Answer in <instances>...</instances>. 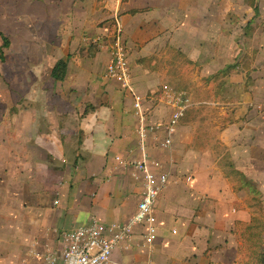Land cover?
Returning <instances> with one entry per match:
<instances>
[{"label": "crops", "instance_id": "1", "mask_svg": "<svg viewBox=\"0 0 264 264\" xmlns=\"http://www.w3.org/2000/svg\"><path fill=\"white\" fill-rule=\"evenodd\" d=\"M37 4L33 26L55 36L18 49L16 71L24 70L17 77L31 82L22 97L37 105L30 122L14 129L15 172L22 180L9 191L14 199L0 192V264H40L38 255L59 249L64 233L93 218L126 224L143 193V176L133 165L143 159L168 177L155 206L156 238L149 243L146 229L134 228L111 264H256L244 233L255 221L264 224V71L263 79L251 66L249 75L207 82L234 62L222 46L230 45L225 17L234 0ZM113 20L122 27L141 115L131 94L105 79L107 52L87 42L106 38ZM169 50L209 71L202 77L207 101L194 102L177 76L161 83ZM59 60L67 62L61 82L51 78ZM166 88L191 100L172 134ZM7 141H0L1 154Z\"/></svg>", "mask_w": 264, "mask_h": 264}, {"label": "rangeland", "instance_id": "2", "mask_svg": "<svg viewBox=\"0 0 264 264\" xmlns=\"http://www.w3.org/2000/svg\"><path fill=\"white\" fill-rule=\"evenodd\" d=\"M245 1L234 0L233 10L225 17V31L229 32L227 38L230 45H222L225 46L223 55L229 63L233 60H238L241 63L246 62L250 72L251 66H253V71L257 72L259 79H263L264 1L257 0L259 15L256 17L253 10L246 6ZM37 3L39 0H0V31L11 42L10 48L4 50V61L0 62V141L1 139L4 142L8 140V145H5L2 154L0 153V192L4 194L6 192L9 195V200L15 198L9 191L15 192L18 181L22 180L15 172L17 162H15L14 129L20 123L30 122L29 115L32 112V107L37 105L32 104L30 98L22 97V93L26 89L30 90L31 82L25 83L16 74L17 71L23 72L24 70L23 66H20L19 70L16 71L19 66L16 64L20 52L18 50L19 45H41V40L48 41L49 37L52 39L55 36L54 32L47 33L46 28L41 29L38 25L33 26L37 21L31 15L41 8ZM248 24L249 27H247ZM214 46L212 45V47ZM209 47L211 45H207L208 49ZM126 51L128 54L127 48ZM178 53L170 50L167 53L171 64L166 65L168 66L167 79L161 83H174V78L177 76L179 82L187 88L191 98L196 100H193L194 102L207 101L208 99H203L207 98L208 93L203 94L202 77L207 75L209 71L204 69L202 63L200 66L198 60L193 62L188 59L190 62L188 63ZM250 60L253 62L252 65ZM161 68L167 69L165 66ZM244 72V68L240 67L234 72V75L244 74ZM249 78L251 79V76ZM10 169H14L13 172ZM4 170L7 174L2 172ZM23 181L25 183L27 178L25 177ZM260 216L264 219L263 214Z\"/></svg>", "mask_w": 264, "mask_h": 264}, {"label": "built area", "instance_id": "3", "mask_svg": "<svg viewBox=\"0 0 264 264\" xmlns=\"http://www.w3.org/2000/svg\"><path fill=\"white\" fill-rule=\"evenodd\" d=\"M77 1V0H75ZM102 3H116L118 6L124 0H97ZM122 27L117 20H113L109 35L88 39L87 42L108 54L109 62L106 67L105 79L115 81L121 88L134 98L136 114L141 115V98L134 93L132 76L129 68L128 54L123 40ZM168 105L174 108L168 126V133L172 134L180 119L190 106L191 100L187 93H174L166 88ZM264 112V105L260 107ZM158 127L156 126L155 129ZM146 126L141 118L138 134L141 141L146 137ZM170 144L167 139L165 145ZM136 172L143 176V193L137 205L136 214L123 225H103L93 218L86 226L64 233L61 236L59 249L50 250L38 255L40 264H111L114 250L122 243L131 240L133 229H146L147 241L153 242L156 238L155 206L158 195L168 184V177L164 173H156L152 169L158 165L147 162L145 159L134 164Z\"/></svg>", "mask_w": 264, "mask_h": 264}, {"label": "trees", "instance_id": "4", "mask_svg": "<svg viewBox=\"0 0 264 264\" xmlns=\"http://www.w3.org/2000/svg\"><path fill=\"white\" fill-rule=\"evenodd\" d=\"M249 7L253 10L255 17L259 15V9L255 0H248ZM250 25L248 24L247 27ZM0 62L4 61V50L8 49L10 46V40L8 37L4 36L0 32ZM96 49V47H92ZM95 51V50H94ZM240 67L244 68L246 74L249 75V65L241 63L238 60L232 62L231 64L226 65L217 73L211 75L208 81H218L222 78H227L233 72H236ZM67 69V62L64 60H59L53 67L51 72V78L54 81L61 82L65 78ZM223 83V82H222ZM244 235L247 237L248 246L250 250V256L255 260L256 264H264V224L260 221H255L252 224L248 225L245 229Z\"/></svg>", "mask_w": 264, "mask_h": 264}]
</instances>
